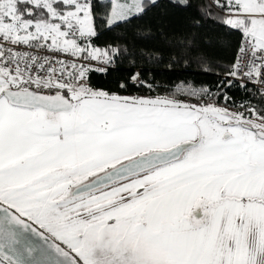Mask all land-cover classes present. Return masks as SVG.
I'll return each mask as SVG.
<instances>
[{
	"label": "snow or ice",
	"instance_id": "obj_1",
	"mask_svg": "<svg viewBox=\"0 0 264 264\" xmlns=\"http://www.w3.org/2000/svg\"><path fill=\"white\" fill-rule=\"evenodd\" d=\"M0 264H264V0H0Z\"/></svg>",
	"mask_w": 264,
	"mask_h": 264
},
{
	"label": "trees",
	"instance_id": "obj_2",
	"mask_svg": "<svg viewBox=\"0 0 264 264\" xmlns=\"http://www.w3.org/2000/svg\"><path fill=\"white\" fill-rule=\"evenodd\" d=\"M106 38V37H105ZM124 70L123 69H121V72H123ZM115 76H116V74L114 73L113 74V76L112 77H110V79H112V78H115ZM171 77H168V76H163V77H161V79L162 80H166V79H170ZM94 79H95V82L96 83H104L105 81H104V78L102 77V76H97V77H94ZM201 82H203V83H210L211 82V80L209 79V78H204V77H200V78H198Z\"/></svg>",
	"mask_w": 264,
	"mask_h": 264
}]
</instances>
